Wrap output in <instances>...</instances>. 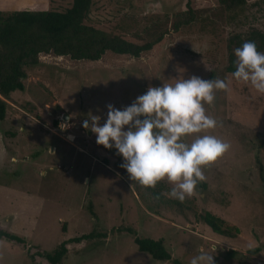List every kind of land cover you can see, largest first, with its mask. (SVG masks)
<instances>
[{
  "label": "rangeland",
  "instance_id": "rangeland-1",
  "mask_svg": "<svg viewBox=\"0 0 264 264\" xmlns=\"http://www.w3.org/2000/svg\"><path fill=\"white\" fill-rule=\"evenodd\" d=\"M71 2L49 0L45 8L62 11ZM92 2L88 25L153 46L139 57L106 53L96 62L40 55L26 70L24 91L10 94L0 121V230L25 247L0 239V264H49L36 253H52L86 234L92 238L67 245L61 264H190L201 252L212 254L214 264L264 263V94L232 75L237 38L264 32V2L247 0L245 15L235 21L213 16L216 0ZM189 15L194 19L186 23ZM192 75L227 83L205 106L217 127L202 134L230 148L204 168L206 180L194 195L180 202L167 197V181L155 188L131 181L120 167L123 158L98 145L82 122L99 115L102 125L106 105L122 109L149 86ZM64 113L72 119L64 121ZM205 214L230 235L214 234L202 221ZM135 238L162 240L170 259L140 252Z\"/></svg>",
  "mask_w": 264,
  "mask_h": 264
},
{
  "label": "clouds",
  "instance_id": "clouds-1",
  "mask_svg": "<svg viewBox=\"0 0 264 264\" xmlns=\"http://www.w3.org/2000/svg\"><path fill=\"white\" fill-rule=\"evenodd\" d=\"M234 51L233 77L264 94V52L258 51L254 41H245ZM227 87L219 78H178L175 83L149 86L122 109L106 105L107 118L102 125L101 116L89 114L82 127L96 135L98 145L116 150L123 158L120 167L131 181L152 188L167 181L172 185L167 197L184 202L206 180L204 168L230 148L215 135L202 134L218 123L205 106L213 105L216 92ZM190 264H214V257L201 252Z\"/></svg>",
  "mask_w": 264,
  "mask_h": 264
},
{
  "label": "trees",
  "instance_id": "trees-1",
  "mask_svg": "<svg viewBox=\"0 0 264 264\" xmlns=\"http://www.w3.org/2000/svg\"><path fill=\"white\" fill-rule=\"evenodd\" d=\"M216 1L218 8L212 10V14L221 21L223 18L240 20L245 15L243 12L247 7V0ZM92 5V0H72L70 7L62 11L48 9L0 12V121L5 117L6 100L11 93L24 91L26 70L39 64L40 55L50 54L69 57L75 61L96 62L106 53L139 57L151 50L153 43L136 45L88 25L86 22ZM189 16L190 20L186 23L194 19ZM210 21L206 23L212 24L213 20ZM245 41H254L261 52L264 48V32L254 30L251 35L237 38L238 47ZM233 67L231 58L228 71L232 72ZM202 221L214 234L222 237L230 235L228 230L222 228V222L214 216L205 214ZM91 238V234L72 238L62 242L52 253L44 251L37 252L36 255L49 264H61L67 254L68 244H79ZM0 239L25 247L24 240L2 230ZM134 244L140 252L149 254L154 260L164 262L170 259L162 240L135 238ZM231 255L236 253L230 251L228 256Z\"/></svg>",
  "mask_w": 264,
  "mask_h": 264
},
{
  "label": "crops",
  "instance_id": "crops-1",
  "mask_svg": "<svg viewBox=\"0 0 264 264\" xmlns=\"http://www.w3.org/2000/svg\"><path fill=\"white\" fill-rule=\"evenodd\" d=\"M39 3H36L34 6L31 5H21V6H15V5H9L8 3H4L5 6H1L0 5V12H14V11H22V10H35V11H39V10H48L45 7L48 5L49 0H39ZM3 4V3H2ZM264 264L261 262H249V264Z\"/></svg>",
  "mask_w": 264,
  "mask_h": 264
},
{
  "label": "water",
  "instance_id": "water-1",
  "mask_svg": "<svg viewBox=\"0 0 264 264\" xmlns=\"http://www.w3.org/2000/svg\"><path fill=\"white\" fill-rule=\"evenodd\" d=\"M68 117H69V115L67 113H64L62 119L64 121H67L68 120Z\"/></svg>",
  "mask_w": 264,
  "mask_h": 264
}]
</instances>
